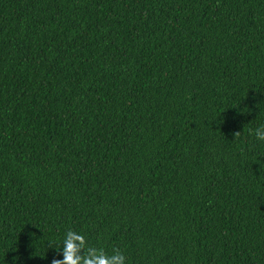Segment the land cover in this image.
Instances as JSON below:
<instances>
[{"label":"trees","instance_id":"trees-1","mask_svg":"<svg viewBox=\"0 0 264 264\" xmlns=\"http://www.w3.org/2000/svg\"><path fill=\"white\" fill-rule=\"evenodd\" d=\"M261 126L264 0H0V264H264Z\"/></svg>","mask_w":264,"mask_h":264},{"label":"clouds","instance_id":"clouds-1","mask_svg":"<svg viewBox=\"0 0 264 264\" xmlns=\"http://www.w3.org/2000/svg\"><path fill=\"white\" fill-rule=\"evenodd\" d=\"M235 139L241 135L234 132ZM257 140L264 141V126L255 129ZM63 259H53L51 264H125V256L119 250H114L109 255L103 248L89 246L84 235L69 230L62 243ZM57 251L60 250L56 248ZM83 253V254H82Z\"/></svg>","mask_w":264,"mask_h":264}]
</instances>
